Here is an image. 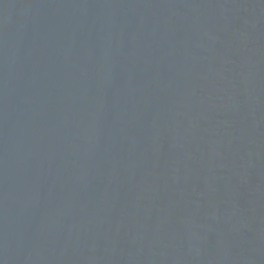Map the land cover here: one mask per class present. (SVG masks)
Here are the masks:
<instances>
[{"label":"water","instance_id":"obj_1","mask_svg":"<svg viewBox=\"0 0 264 264\" xmlns=\"http://www.w3.org/2000/svg\"><path fill=\"white\" fill-rule=\"evenodd\" d=\"M0 264H264V0H0Z\"/></svg>","mask_w":264,"mask_h":264}]
</instances>
